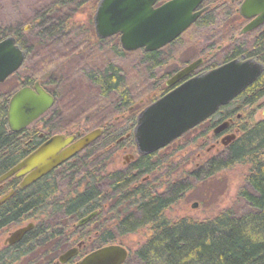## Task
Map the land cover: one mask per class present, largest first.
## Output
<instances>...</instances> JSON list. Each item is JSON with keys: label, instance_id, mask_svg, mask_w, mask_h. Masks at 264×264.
Returning <instances> with one entry per match:
<instances>
[{"label": "trees", "instance_id": "trees-1", "mask_svg": "<svg viewBox=\"0 0 264 264\" xmlns=\"http://www.w3.org/2000/svg\"><path fill=\"white\" fill-rule=\"evenodd\" d=\"M87 1L56 0L54 10L37 17L34 32L36 41L28 40L25 34L29 31L23 28L0 32V40L14 36L26 53L22 67L0 85L8 83L11 78L16 79L18 89L40 81L56 100L60 97L63 79L49 69L40 75L30 76V55L44 53L48 56L49 52L58 47L70 46L69 42L64 41L79 35L83 37L87 45H75L77 37L74 38L70 56L82 54L84 62L77 69L83 80L95 90V105L91 115L86 116L85 123L73 121L65 126H68L67 133L103 129L102 135L86 147L83 153L30 187L19 188L20 180L15 177L3 182L0 194L9 191L6 185L13 187L14 194L0 205V231L29 218L34 228L21 242L0 249V264H53L63 249L78 241L86 243L80 250L81 256L103 245L120 243L125 236L145 228L150 230V236L138 248L129 250L130 254L124 264H264V119L247 122L242 118L238 121L241 132L225 147L227 152L206 158L196 169L188 172L194 179L204 180L234 164H249L250 172L246 178L248 186L240 191L246 204L245 210L235 213L228 209L204 221L187 218L171 220L167 210L190 189V183L176 180L165 182L154 189L151 182L142 180L144 175L159 170L165 159L158 157V153L139 156V161L119 170H109L108 160L119 150L115 147L116 140L124 131L117 119L131 120V129H134L138 114L169 91L167 86L163 87V79L191 61L179 59L177 64L180 62V65L176 67L174 64L176 54L171 51V47L177 39L159 50L143 51L142 61L147 64L146 72L153 78L151 92H154L150 100L143 104L135 94L138 87L128 84L123 68L114 61L115 57L126 53L118 35L99 39L92 15L86 23L85 31H81V25L84 24L76 27L77 30L74 28L73 32L67 29L70 17L83 10ZM99 1L94 0L92 8L96 9ZM204 5L209 9L192 26H201V30L210 33L214 27L218 29L208 41L197 44L199 57L196 59L204 57V63L197 73L236 58L255 59L264 64V25L241 34L246 21L239 14L235 2L204 0ZM220 32L223 33L217 38L215 34ZM226 40L232 44H220V41ZM101 54L104 62L96 63L95 60ZM109 54L113 57L109 58ZM65 57L67 55L56 57L60 60L56 61V65L63 62ZM171 58L175 68L156 75L154 70L163 67ZM26 68L27 71L22 75L21 70ZM11 92L1 91L0 86V175L14 167L40 143L37 130L28 132L26 128L18 133L9 132L8 103L15 91ZM263 97L264 70L232 102L237 106L236 113H239L246 111V106H255ZM57 118L58 114L53 108L36 124L43 125L49 133H61L65 126L57 124ZM201 126L204 129V125ZM205 130L196 136H204ZM127 140L135 149L134 138L129 136ZM151 158L156 159V163H151ZM64 180L72 186L67 194L58 197L57 194L65 191L66 187L60 185ZM160 189L164 191L159 192ZM94 210H98V214L92 220L81 226L76 225L82 217Z\"/></svg>", "mask_w": 264, "mask_h": 264}, {"label": "water", "instance_id": "water-1", "mask_svg": "<svg viewBox=\"0 0 264 264\" xmlns=\"http://www.w3.org/2000/svg\"><path fill=\"white\" fill-rule=\"evenodd\" d=\"M231 1H241L238 12L247 21L241 34L264 25V0ZM208 9V6H204V0H100L93 22L99 39L118 35L123 50L143 49L150 52L175 41ZM25 57V51L14 36L0 40V84L22 67ZM203 62L204 58L200 57L179 69L166 80V86L171 89L138 114L134 141L139 155L165 148L206 121L221 106L233 101L264 70V64L255 59L236 58L205 72L193 74ZM55 101V96L40 81L19 88L8 103L7 121L10 131H23L45 115ZM262 113L264 116V108ZM228 124V121L223 122L214 132H221ZM102 133V128H96L78 139L75 135H53L0 175V184L12 176H24L19 186L24 188L84 150ZM235 137V134L223 137L222 145H229ZM96 214L97 211H94L80 219L78 225H84ZM33 227V223H28L11 232L5 244L18 243ZM82 245L83 242H80L78 246L67 249L55 264L67 263L77 256ZM127 258L128 250L124 246L109 243L90 251L75 264H124Z\"/></svg>", "mask_w": 264, "mask_h": 264}, {"label": "rangeland", "instance_id": "rangeland-1", "mask_svg": "<svg viewBox=\"0 0 264 264\" xmlns=\"http://www.w3.org/2000/svg\"><path fill=\"white\" fill-rule=\"evenodd\" d=\"M55 1L56 0H0V32L6 33L17 30L18 28H23L24 30L29 31L25 34L26 37H28L27 39L29 40L30 38L36 41L37 38L34 37V32L36 31L35 25L37 17L44 12L54 10L53 7ZM93 2L94 0H88L86 4L83 5V10L70 17L69 22L66 24L68 25L67 29L72 30L73 32V29H76V27L81 24H84L81 25L83 26L81 31H85L87 29L86 23L91 15L94 16L97 9L92 8V5L94 6ZM213 4L214 3H212L211 6H213ZM239 5L240 2H235V7L238 8ZM70 20H72V23ZM214 28L215 29L211 31L212 33L201 30V26H191L188 30H186L180 37L177 38L176 42L172 44L171 47V51L176 54L174 55L176 62L174 63L173 58H171L163 67L154 70L156 75L160 72L166 73L171 71L175 68L174 64L178 67L177 65H180V62L177 64L179 59H181V61L189 59V62H192V60L199 57V48L197 47V44H203V42L208 41V39L218 29L216 27ZM223 31L226 30L223 29ZM222 33L223 32L216 33L215 35L219 38ZM76 37H72L69 41H64L69 42L70 46L58 47L49 52L48 56H45L44 53H39L37 55L32 53L29 58L30 67L28 68V72L31 74L30 76L40 75L46 69H49V71H52L55 76H59L63 79L61 83L60 97H58L53 107L58 114L56 123L61 126L73 123V121H78L76 123L80 124L85 123L86 116L91 115L95 105V90L89 83L83 80L77 69L84 62L82 54L74 57L70 56L73 50L71 48L73 46L72 42ZM220 42L223 46L232 44V42H229L228 40ZM74 44L80 45V47H85L87 42L79 35ZM143 51V49L126 51L124 55L115 57L114 61L123 68L128 84L131 87H138L135 94L138 96L139 101L145 104L152 97L150 96L151 93L154 95V92H151L153 78L146 72L147 64L142 61ZM176 52H178V54ZM65 55H67V57L63 58V62L56 65V61H60L57 60L56 57H63ZM108 57L112 58L113 56L109 54ZM95 62L99 64L104 62L102 54L97 57ZM26 71L27 68L25 70L22 69V75H24ZM33 72L37 73L33 74ZM173 74H171V76ZM171 76L169 75L163 79V87L166 86V79ZM15 81L16 79L11 78L8 83L0 85L1 91L12 90L10 94L14 91L16 92L18 84H16ZM11 86H13V88H11ZM263 108L264 97L251 109L241 111L240 113H242L243 119L245 118L247 122L259 121L264 119L262 113ZM117 120H120L119 126H122L124 131L121 132L120 136L116 140L115 147L119 148V150H117L113 158L111 157L108 160L109 170H119L130 167V159L127 164H124L125 157L130 154H134L136 150V145H134L135 149H133L127 140V135H132L134 130L131 129V120L127 119L125 121V119L122 118H118ZM68 126H65L61 133H67ZM28 129H30V127ZM198 129H201V133L204 131L202 126H198L196 130L186 136H182L167 147L161 149L158 157L162 160L165 159L166 161L161 165L159 170H153L150 175L151 181L149 182L153 184L152 187L154 189L156 187H160V185L165 182H174L176 180H180L184 183H190V189L184 192L167 210V216L171 220L187 218L194 221H204L214 218L221 212L228 209L235 213H240L245 210L246 204L240 196V191L248 186L246 178L250 172L249 164H234L232 167L216 172L214 175H211L204 180L194 179L193 176L188 175L190 170L196 169V166H198L206 158L217 157L227 152L226 148L223 147L220 142L216 143L215 148H212V144L215 143V139L203 143V136H196L197 133H200L197 131ZM88 130L91 131L93 129ZM88 130L83 131L82 133H87L89 132ZM206 131L208 132L206 133ZM210 134H212V130H208L206 128L204 136ZM105 151L107 150H104L103 152ZM145 176L146 175H144L143 178ZM60 185L63 188L66 187L68 190L65 188L63 193L60 192L57 194L58 197H62L64 194H67L69 187L72 186V184L69 185V182L65 180L61 182ZM163 191L164 189L159 190V192ZM30 222H32V219L29 218L23 220L19 224H11L3 228L0 231V249L4 247L5 240L9 237L11 232L23 225H27ZM149 236L150 230L145 228L125 236L120 243H122L128 250L133 251L142 245ZM87 253L85 252V255ZM82 256H84V254Z\"/></svg>", "mask_w": 264, "mask_h": 264}, {"label": "flooded vegetation", "instance_id": "flooded-vegetation-1", "mask_svg": "<svg viewBox=\"0 0 264 264\" xmlns=\"http://www.w3.org/2000/svg\"><path fill=\"white\" fill-rule=\"evenodd\" d=\"M241 2V1H240ZM245 20V19H244ZM246 21V20H245ZM245 23H247V21L245 22ZM199 69V68H198ZM198 69H197V71H198ZM197 71H195L193 74H196L197 73ZM250 108H252V106L250 107H248V106H246V111L247 110H249ZM236 111H237V106H236V104L235 103H233L232 101L229 103V104H227V105H225V106H221L210 118H208L206 121H204L203 123H201L200 125H204V129H208V130H212V134H210V135H207V136H203L202 137V142L203 143H205V142H207V141H209V140H212V139H215V143L214 144H212V148H215V146H216V143H218V142H220L221 143V140H222V138L223 137H225V136H227V135H230V134H236V138L238 137V135H239V133H240V131H241V127L239 126L240 125V123L238 122V121H241V119L243 118V115H242V113H236ZM225 121H228L229 122V124L226 126V128L224 129V130H222L221 132H219V133H215L214 132V130H215V128L216 127H218L219 125H221L223 122H225ZM37 122V121H36ZM36 122H34V123H32L29 127H30V129H28V132H30V131H36L37 130V133L39 134V138H38V140L40 141V143H39V145L38 146H40L41 144H43L44 142H46L50 137H52L53 135H56V134H65L66 136H71V135H75L76 136V139H78V138H80L82 135H84L85 133H82V132H80V131H76V132H74V133H57V132H55V133H49L48 131H47V129L43 126V125H41V124H36ZM34 124V125H33ZM200 125H198V126H200ZM197 126V127H198ZM29 127H27V128H29ZM135 128V127H134ZM196 128V127H195ZM194 129V128H193ZM197 131H201V129H198ZM9 132L11 133V131H10V129H9ZM128 137L129 136H133V138H134V130H133V134L132 135H130V134H128L127 135ZM235 138V139H236ZM75 139V140H76ZM234 139V140H235ZM233 140V141H234ZM232 141V142H233ZM231 142V143H232ZM222 144V143H221ZM37 146V147H38ZM228 146V145H227ZM227 146H223V147H227ZM36 147V148H37ZM167 147V146H166ZM35 150V149H34ZM85 151V149L84 150H82L81 152H79L78 154H76L75 156H73V157H71L69 160H67V161H65L63 164H61L60 166H58L57 168H59V167H62V166H64L65 164H67V163H69L70 161H72V160H74L75 159V157L77 156V155H79V154H81V153H83ZM161 150H159V151H156V152H154V153H151V154H155V153H158L159 154V152H160ZM32 152V151H31ZM30 152V153H31ZM29 153V154H30ZM28 155V154H27ZM26 155V156H27ZM147 155H149V154H144V155H139L138 154V152L135 150V153L134 154H130V155H128V156H126V157H128V158H126L125 157V161H124V164H127L128 162H129V159H130V163L129 164H132V163H135L137 160H138V158H139V156H147ZM25 156V157H26ZM24 157V158H25ZM139 161V160H138ZM150 161H151V163H156V159H150ZM19 163V162H18ZM56 168V169H57ZM56 169H54V170H56ZM54 170H52L50 173H52ZM50 173H48L47 175H49ZM152 174V173H151ZM151 174H149V175H147L146 174V176L144 177V178H142V180L143 181H146V183H148L149 181H151ZM47 175H45V176H43L42 178H44V177H46ZM15 178H17V179H19L20 181H19V186H20V182L24 179V176H21V177H16V176H14ZM41 179V178H40ZM35 182H33V183H31V184H29V185H27L26 187H24V188H28V187H30L32 184H34ZM6 187H9L10 189H9V191H7V192H1V194H0V200L2 199V198H4L7 194H9V193H11V192H13L9 197H11L13 194H14V189H13V187L12 186H10V185H6ZM20 188V187H19ZM0 189L2 190L3 189V183H1L0 184ZM9 197L8 198H6V200H4V201H2V202H0V205L1 204H3L5 201H7L8 199H9ZM94 211H97V214H98V210H94ZM93 212V211H92ZM92 212H90V213H92ZM90 213H88L87 215H89ZM96 214V215H97ZM86 215V216H87ZM95 215V216H96ZM94 216V217H95ZM85 217V216H84ZM93 217V218H94ZM83 218V217H82ZM81 218V219H82ZM92 218V219H93ZM91 219V220H92ZM86 224V223H85ZM76 225H78V223L76 224ZM23 226H25V225H23ZM23 226H21V227H23ZM34 228V227H33ZM31 231V230H30ZM29 231V232H30ZM28 233V232H27ZM26 233V234H27ZM25 234V235H26ZM24 238V237H23ZM22 238V239H23ZM22 241V240H21ZM21 241H19V242H21ZM18 242V243H19ZM80 242H83V245H82V247L79 249V253H80V250L81 249H83L84 247H85V245H86V243H85V241H78V242H76L74 245H72L71 246V248L72 247H75V246H78V244L80 243ZM17 244V243H16ZM13 245H15V244H13ZM4 246H9V244H4ZM10 246H12V245H10ZM68 248H70V247H66L65 249H63L62 251H61V253L58 255V257L63 253V252H65ZM78 253V255L77 256H75V257H73L71 260H69L67 263H64V264H75L77 261H79L83 256L81 255L80 256V254ZM84 255H85V253H84ZM58 257L56 258V260L53 262V264H55V262L58 260Z\"/></svg>", "mask_w": 264, "mask_h": 264}, {"label": "bare ground", "instance_id": "bare-ground-1", "mask_svg": "<svg viewBox=\"0 0 264 264\" xmlns=\"http://www.w3.org/2000/svg\"><path fill=\"white\" fill-rule=\"evenodd\" d=\"M236 135V134H235ZM236 138V137H235ZM94 212V211H93ZM91 214V213H90ZM88 216V215H87ZM86 217V216H85ZM84 218V217H83ZM11 234V233H10ZM10 236V235H9ZM116 244H119V243H116ZM107 245V244H106ZM121 245V244H120ZM103 246H105V245H103ZM123 246V245H122ZM102 247V246H101ZM125 247V246H124ZM98 248H100V247H98ZM126 248V247H125ZM97 249V248H96ZM127 249V248H126ZM95 250V249H94ZM128 250V249H127ZM85 256V255H84ZM83 256V257H84ZM128 256H129V250H128Z\"/></svg>", "mask_w": 264, "mask_h": 264}]
</instances>
